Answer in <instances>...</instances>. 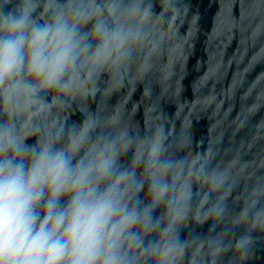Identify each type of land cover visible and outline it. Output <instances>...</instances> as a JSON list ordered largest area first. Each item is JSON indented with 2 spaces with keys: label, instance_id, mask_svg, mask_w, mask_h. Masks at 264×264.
<instances>
[{
  "label": "clouds",
  "instance_id": "1",
  "mask_svg": "<svg viewBox=\"0 0 264 264\" xmlns=\"http://www.w3.org/2000/svg\"><path fill=\"white\" fill-rule=\"evenodd\" d=\"M174 8L0 0V264H205V247L213 264L228 252L247 264L256 254L264 178L233 214L231 168L212 166L204 148L189 154L183 128L133 127L120 109L65 118L101 74L133 58L154 14ZM189 223L208 231L187 234Z\"/></svg>",
  "mask_w": 264,
  "mask_h": 264
},
{
  "label": "water",
  "instance_id": "2",
  "mask_svg": "<svg viewBox=\"0 0 264 264\" xmlns=\"http://www.w3.org/2000/svg\"><path fill=\"white\" fill-rule=\"evenodd\" d=\"M159 3V0H157ZM264 18V0H175L154 14L148 38L118 71L108 69L91 96L77 98L65 118L85 109L139 127L163 122L189 134L227 69Z\"/></svg>",
  "mask_w": 264,
  "mask_h": 264
}]
</instances>
